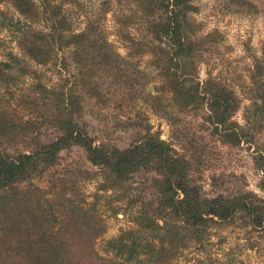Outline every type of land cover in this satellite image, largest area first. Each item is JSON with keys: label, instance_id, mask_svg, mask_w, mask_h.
<instances>
[{"label": "trees", "instance_id": "1", "mask_svg": "<svg viewBox=\"0 0 264 264\" xmlns=\"http://www.w3.org/2000/svg\"><path fill=\"white\" fill-rule=\"evenodd\" d=\"M117 1L125 5L113 20L126 42V57L147 55L154 76H137L107 40L99 23L107 7L75 30L64 6L77 0H0L30 22L45 23L18 28L22 57L8 52L0 61V264H171L221 222L238 220L249 232H264V148L256 143L264 119V73L258 58L247 90L241 91L247 99L241 106L228 83L209 71L198 77L219 33L199 31L190 14L193 0ZM132 27L137 33L128 31ZM57 63L66 72L59 70L57 81L46 85L35 65ZM24 77L30 81L21 85ZM149 82H154L151 93L140 90ZM137 99L165 118L175 140L178 117L189 115L222 145L252 146V165L262 174L256 183L261 195L236 186L205 192L199 163L159 138ZM98 103L131 109L126 145L89 134L83 114L88 104ZM240 108L241 123L233 119ZM73 147L96 170L50 173L45 187L29 181ZM97 175V190L110 193L94 192L85 204L79 181ZM138 175L150 188L148 198L129 193ZM99 198L114 210L112 202L124 200L132 223L106 240L104 255L94 247L106 229Z\"/></svg>", "mask_w": 264, "mask_h": 264}, {"label": "rangeland", "instance_id": "2", "mask_svg": "<svg viewBox=\"0 0 264 264\" xmlns=\"http://www.w3.org/2000/svg\"><path fill=\"white\" fill-rule=\"evenodd\" d=\"M253 5L249 8L239 0H193L195 10L191 18L199 24L202 33L216 31L219 33L217 44L206 55V62H201L198 67V77L202 79L206 72L228 83L241 97V106L247 99L241 93L249 86L248 74L253 66L254 59L258 58L264 73V0H245ZM69 14L72 27L80 30L87 17L99 15L107 7L104 16L99 21L107 40L112 43L117 53L124 57L129 64V69L137 76L143 73L154 76V71L147 64V55L127 56L126 42L121 40L116 33L113 15L125 7L124 2L117 0H77V4L65 5ZM42 28L44 22H30L19 15L9 3H0V61L5 60L7 53L22 57L16 45L17 29L21 27ZM137 33L134 27L128 30ZM29 63L34 65L33 62ZM42 72V80L46 85L57 81L59 70L64 74L59 64L35 65ZM68 68L70 66L68 65ZM264 76V75H263ZM28 77L23 78L21 85L29 82ZM154 83V82H153ZM152 82L145 83L140 90L152 92ZM147 116L152 129L159 131V138L163 139L177 149L191 156L195 164L199 163L202 170L200 183L205 192L213 193V189L223 190L225 187L249 189L261 195L256 183L262 175L251 162L252 146L240 143L236 147L220 144L207 130L200 128L194 116L182 115L178 117L179 140L173 134L165 118L149 111L140 99L135 101ZM131 109L122 105L108 103L88 104L83 121L90 135L104 138L121 147L131 138V130H126L125 120ZM242 108L233 116L240 122ZM256 135L259 148H264V119ZM181 145V146H180ZM80 169H94L84 161L82 151L73 147L59 153L57 163L45 173L32 176L29 181L39 187H45L48 175L54 173L74 174ZM100 176L93 179L79 181L83 196V203L92 201L93 193H106L110 191L97 190ZM129 193L131 195L149 196L146 194L147 182L143 175L132 178ZM214 183V184H211ZM124 199V198H123ZM99 211L106 226L105 232L95 241V249L99 254H108L104 251L106 240L115 237L121 229L132 226L129 210L124 200L112 202L114 209L103 205V199H98ZM125 207V209H124ZM159 222V220H158ZM238 220L219 223L209 228V235L200 244H190L183 249L171 264H264V232L259 235L255 231H247Z\"/></svg>", "mask_w": 264, "mask_h": 264}]
</instances>
